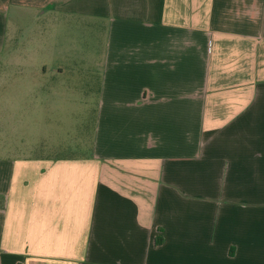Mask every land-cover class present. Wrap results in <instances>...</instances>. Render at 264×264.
Returning a JSON list of instances; mask_svg holds the SVG:
<instances>
[{
	"label": "crops",
	"instance_id": "crops-1",
	"mask_svg": "<svg viewBox=\"0 0 264 264\" xmlns=\"http://www.w3.org/2000/svg\"><path fill=\"white\" fill-rule=\"evenodd\" d=\"M0 264H264V0H0Z\"/></svg>",
	"mask_w": 264,
	"mask_h": 264
},
{
	"label": "rangeland",
	"instance_id": "rangeland-1",
	"mask_svg": "<svg viewBox=\"0 0 264 264\" xmlns=\"http://www.w3.org/2000/svg\"><path fill=\"white\" fill-rule=\"evenodd\" d=\"M93 39L94 38H92V41H91L92 45L94 44V41H95ZM94 48L95 47H93V48L86 47L84 49L81 48V50L82 51L88 50L87 51L88 57H91V55L94 54ZM77 114H78V112H76L75 110H69V111L55 110V112H53L52 118L50 119V121H52V123H54V125H55V127H54L55 131H52L51 137L55 136V139L61 137L65 140H68L69 139L68 136L66 135V133H64L65 127L67 125L66 122L75 121L77 118ZM79 115L85 117V124H86L85 132H87V137H89L91 134L90 131L92 129V124H93V120H94V113H93L91 108H88V110L86 112H79ZM62 133H64V134H62ZM25 149L30 150V148H27V147Z\"/></svg>",
	"mask_w": 264,
	"mask_h": 264
}]
</instances>
